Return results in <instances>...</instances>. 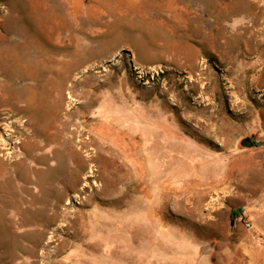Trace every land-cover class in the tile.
I'll list each match as a JSON object with an SVG mask.
<instances>
[{
  "label": "rangeland",
  "instance_id": "rangeland-1",
  "mask_svg": "<svg viewBox=\"0 0 264 264\" xmlns=\"http://www.w3.org/2000/svg\"><path fill=\"white\" fill-rule=\"evenodd\" d=\"M65 173L100 188L74 209L114 204L96 213L129 238L115 260L244 264L254 228L230 214L264 187V0H0V264L55 263L39 220Z\"/></svg>",
  "mask_w": 264,
  "mask_h": 264
},
{
  "label": "crops",
  "instance_id": "crops-1",
  "mask_svg": "<svg viewBox=\"0 0 264 264\" xmlns=\"http://www.w3.org/2000/svg\"><path fill=\"white\" fill-rule=\"evenodd\" d=\"M116 141L115 143H120V140ZM68 179V174L65 173L54 184L59 198L50 200L49 206L53 214L51 213L50 218L42 217L39 220L41 232L39 244L49 243V251L55 256L54 264H133L115 260L113 257L116 254L114 248H123L129 244L128 236L124 241L121 240V232L118 230L120 223L117 226L114 217L96 213L105 212L104 208L114 204L111 202L105 206L100 200L90 197L82 207L75 205L74 209L72 199L74 192L87 188L97 193L100 188L94 186L96 185L94 180L92 182L95 184L92 185L89 181L78 184ZM247 195L248 205L241 208L240 218H246L254 230L249 236L253 243L242 244V253L246 256L244 264H264V244L261 243L264 240V187H256L254 192ZM43 207L46 206H42V209H45ZM15 226L18 234L29 231V228H23L22 231L17 223ZM46 226H50L47 233L44 229ZM36 229L37 226L33 231Z\"/></svg>",
  "mask_w": 264,
  "mask_h": 264
},
{
  "label": "bare ground",
  "instance_id": "bare-ground-1",
  "mask_svg": "<svg viewBox=\"0 0 264 264\" xmlns=\"http://www.w3.org/2000/svg\"><path fill=\"white\" fill-rule=\"evenodd\" d=\"M45 53V52H44ZM42 90V89H41ZM34 106V105H33ZM33 108V107H32ZM66 108V107H65ZM40 113V112H39ZM50 116V115H49ZM34 118V117H33ZM25 123V122H24ZM23 123V124H24ZM76 123V122H75ZM49 125V124H48ZM32 127V126H31ZM53 130V129H52ZM80 131V130H79ZM46 137V136H45ZM50 141V140H49ZM84 141V140H83ZM127 141V140H126ZM79 142V141H78ZM117 142V141H116ZM80 143V142H79ZM81 144V143H80ZM103 144V143H102ZM121 144V143H120ZM126 144V143H125ZM104 145V144H103ZM77 146V145H76ZM80 146V145H79ZM145 146V145H144ZM64 147V146H63ZM82 149V148H81ZM80 149V150H81ZM86 149H88V148H86ZM71 150V149H70ZM110 151V150H109ZM69 156V155H68ZM88 160V159H87ZM136 165H138V164H136ZM92 167V166H91ZM94 167V166H93ZM100 168V167H99ZM138 168L140 169V167L138 166ZM94 169V168H93ZM142 169V168H141ZM92 170V169H91ZM177 170V169H176ZM73 171V170H72ZM13 173V172H12ZM147 173V172H146ZM181 176V175H180ZM189 176V175H188ZM194 176V175H193ZM181 178V177H180ZM179 180H182V179H179ZM178 181V180H177ZM48 183V182H47ZM173 183V182H172ZM176 183V182H175ZM209 183V182H208ZM167 184V183H166ZM172 185V184H171ZM199 185V183H198V180H194V179H191V180H188V181H186L185 183H184V189L185 188H190L191 189V191H193V190H195L196 188H197V186ZM163 187H165V188H168V185L167 186H163ZM174 187V186H173ZM182 188V187H181ZM168 190V189H167ZM194 194L192 193V196H193ZM194 197V196H193Z\"/></svg>",
  "mask_w": 264,
  "mask_h": 264
},
{
  "label": "trees",
  "instance_id": "trees-1",
  "mask_svg": "<svg viewBox=\"0 0 264 264\" xmlns=\"http://www.w3.org/2000/svg\"><path fill=\"white\" fill-rule=\"evenodd\" d=\"M242 214V209L238 208L231 211L230 219L233 220L235 217H239Z\"/></svg>",
  "mask_w": 264,
  "mask_h": 264
},
{
  "label": "built area",
  "instance_id": "built-area-1",
  "mask_svg": "<svg viewBox=\"0 0 264 264\" xmlns=\"http://www.w3.org/2000/svg\"><path fill=\"white\" fill-rule=\"evenodd\" d=\"M244 225H245V227H246L247 229H249V230L252 229V225H251V223H249V222H244Z\"/></svg>",
  "mask_w": 264,
  "mask_h": 264
}]
</instances>
